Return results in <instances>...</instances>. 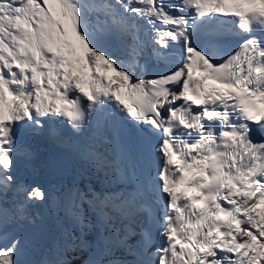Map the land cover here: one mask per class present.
<instances>
[{
  "label": "bare ground",
  "instance_id": "6f19581e",
  "mask_svg": "<svg viewBox=\"0 0 264 264\" xmlns=\"http://www.w3.org/2000/svg\"><path fill=\"white\" fill-rule=\"evenodd\" d=\"M70 1L73 9L67 10L68 17L63 16L58 2L52 1L47 8L40 10L41 27L38 30L30 28L29 24L33 27L36 25L27 20L26 29L15 37L16 47L9 44L1 47L0 100L3 99L4 105L11 106L16 101L11 88L18 83L25 68L30 69L25 77L30 99L34 95L31 79L35 70L39 69V73L49 77L59 66V59L66 58V67L62 71L66 84L72 81L88 83L86 78H89L93 81L97 79L95 84L98 87V81H104L107 86L114 85L127 66L133 64L134 67V56L140 44L132 34L130 22L131 19H139L137 10H140L144 0H108L106 6L99 0ZM110 11L114 13L113 18ZM117 15L119 20L114 19ZM57 47L58 53L52 58ZM37 58L40 62L34 65ZM54 59L58 63L56 66ZM125 60L129 61L123 65ZM115 61L120 62L118 68ZM10 70L13 71L12 75ZM74 70L77 75L86 78L72 79ZM103 90L92 88V91ZM22 108L23 102H18L10 110L9 119L13 118L15 112H22ZM89 143L95 145L94 142ZM75 176L79 177L73 182L70 176L65 181H52L48 185L43 184L42 179L36 188L24 189L26 197L22 202L12 197L8 205H2L0 264H127L120 253L128 256L132 253L127 241L120 238H128V235L122 238L121 232L119 238H115L113 234L119 226L128 228L130 232L133 229L123 221L115 225V221L103 223L96 218L106 212L119 222L117 215L123 211V207L106 206L103 212L99 209L95 213L90 211L80 197L84 194L85 199L93 202V196L101 195V191L84 170L80 172L76 169ZM254 186L255 192L250 194ZM12 189L10 187L8 191ZM243 203L253 216L254 227L248 234L246 231L242 233L239 255L231 264H259V260L264 258V182L251 183L244 194ZM46 218L45 225L43 221ZM39 229L41 237L35 239V231ZM26 245L31 247L32 254Z\"/></svg>",
  "mask_w": 264,
  "mask_h": 264
},
{
  "label": "rangeland",
  "instance_id": "374dc122",
  "mask_svg": "<svg viewBox=\"0 0 264 264\" xmlns=\"http://www.w3.org/2000/svg\"><path fill=\"white\" fill-rule=\"evenodd\" d=\"M52 1L58 2L59 6L62 8L63 16L65 17L69 16L67 10L73 9V3L70 0H23V3L28 4V5L24 6L23 10L20 11V13H17V8L21 6L19 4V0H1L0 2V37L6 39L9 42L13 40V35H14V40L11 46L16 47L17 41L15 37L21 30L26 29L27 26L25 22H27L26 20L27 17H28V22L32 24L35 23L36 25L35 27H33V25L29 24L30 28L38 30L41 27L40 10L43 8H47L52 3ZM99 1L104 6H106V3L108 4L107 2L108 0H105L106 2H104V0H99ZM39 4L41 6H39ZM107 10L109 11L108 8ZM21 14H24V15H21ZM30 16L32 17V19H30ZM23 25H25V27H23ZM19 27L21 29L17 31ZM15 31L17 32L13 34ZM46 42L49 43L48 40ZM5 45H8V44H4L2 41H0V50H2L1 47ZM17 53L18 52H16V54ZM253 192H255V189L252 190L250 194H254ZM83 222L84 220H82V223ZM262 264H264V262Z\"/></svg>",
  "mask_w": 264,
  "mask_h": 264
}]
</instances>
